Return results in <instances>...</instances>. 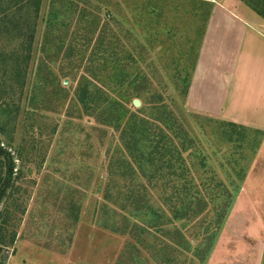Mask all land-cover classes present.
<instances>
[{
    "label": "rangeland",
    "instance_id": "obj_1",
    "mask_svg": "<svg viewBox=\"0 0 264 264\" xmlns=\"http://www.w3.org/2000/svg\"><path fill=\"white\" fill-rule=\"evenodd\" d=\"M53 1L63 15L50 16L52 0L43 1L20 108L0 113V148L14 162L8 180L0 156V264H207L260 143L252 129L186 106L209 3ZM99 41L129 76L122 86L106 85L119 93L124 87L126 107L140 109L156 156L168 139L172 160L179 154L174 172L159 162L138 165L121 130L82 113L75 89L92 74L109 76L115 60L106 56L105 71L97 62L91 67ZM62 88L61 99L55 92ZM173 188L192 193L181 219Z\"/></svg>",
    "mask_w": 264,
    "mask_h": 264
},
{
    "label": "crops",
    "instance_id": "obj_2",
    "mask_svg": "<svg viewBox=\"0 0 264 264\" xmlns=\"http://www.w3.org/2000/svg\"><path fill=\"white\" fill-rule=\"evenodd\" d=\"M199 1L209 3V15L186 106L204 117L262 132L207 264H264V20L240 0Z\"/></svg>",
    "mask_w": 264,
    "mask_h": 264
},
{
    "label": "trees",
    "instance_id": "obj_3",
    "mask_svg": "<svg viewBox=\"0 0 264 264\" xmlns=\"http://www.w3.org/2000/svg\"><path fill=\"white\" fill-rule=\"evenodd\" d=\"M43 1L44 0H0V113L2 114H5V111L9 107L15 108L17 112L20 108V104L22 103L23 89L25 87L24 80L27 75V68L32 60L34 38L37 33L38 21L41 16L40 14ZM240 1L264 20V0ZM54 2L55 1L52 0V5L50 8L51 11L49 15L53 16L55 14L61 17L63 13L54 6ZM208 15L209 4L207 18ZM53 19L56 20L58 18L54 17ZM80 47L85 48V46L82 44ZM95 48L96 50L91 53V67L93 66L94 62H97L99 63V66H102V70L105 71L106 56L109 58L115 57V60L111 65V73L109 76L101 79L96 78V76L92 74L91 76H88L90 80L88 78H83L82 82L75 89L74 96L75 99H77V103L81 105L82 113L94 118V120L101 125L112 127L119 131L121 130L120 140L121 142H124L127 151L130 153L129 155L134 159V161H136L138 165H143L150 169L154 162H159L162 166H165V169L174 172L175 168L170 166L171 161L172 163L177 162L179 154L176 156L175 160H172V150L167 144L168 139L165 138L159 142V144H164L160 148V151L157 152V154L160 156L159 158V156H156L155 150H151V148H154L152 139L153 132L150 130H148V133L144 131L143 120L140 119L138 115H136L140 109L135 110V112H130V110L126 107V99L130 95L124 92V87L118 88L121 90L119 93L115 88L112 87L110 89L106 85V81L111 80L112 82L122 86L128 81L129 77L128 74L124 73L123 68L118 67V57L116 56L114 50L106 47L101 41L97 42ZM59 50H61V46ZM67 50L70 51L67 57H70L73 47L69 45ZM41 52H47L45 45L41 48ZM96 54L101 57L102 61L96 57ZM119 60L121 61V59ZM41 63H44L43 60ZM21 65H23V67ZM95 79H97L98 82ZM134 83V80L129 81L127 85L129 86ZM189 85L190 80L185 85V91L183 92L185 99L188 94ZM65 92L66 89L62 88L58 91V93L55 92V96L62 99L67 95ZM131 105L134 108L132 102ZM159 109L160 108H158V110ZM158 113H160V115H167L166 112L158 111ZM164 119H166V117H164ZM123 120L125 122L124 125H122ZM167 120L168 119L164 120L166 123L163 125L168 126L169 121L167 122ZM157 121L161 122L162 119L158 118ZM224 124L234 128L246 129V127L236 125L234 123L224 122ZM253 131L254 133L260 134L261 140L262 132L256 130ZM148 149H150V151L147 152ZM186 149L183 145L182 150L186 151ZM142 151L145 152V154H142ZM177 153L178 152H176V154ZM3 155L8 161V165H6L7 170L5 177L9 178L8 180H10L14 170L13 158L10 157L8 152L0 148V156ZM172 190L173 196L171 197L179 201L178 205H173L179 209L174 210V217L175 219H181L182 215L187 212L186 210L188 207H186V205L189 204V200L192 198V193L189 192L190 190L188 188L184 190L173 188ZM5 193L6 189L2 190L0 201ZM141 199H145V197L140 198V200ZM153 217L155 219L157 216L154 214ZM155 225L159 227L158 224ZM144 230L143 234L146 233Z\"/></svg>",
    "mask_w": 264,
    "mask_h": 264
},
{
    "label": "water",
    "instance_id": "obj_4",
    "mask_svg": "<svg viewBox=\"0 0 264 264\" xmlns=\"http://www.w3.org/2000/svg\"><path fill=\"white\" fill-rule=\"evenodd\" d=\"M65 84V83H64ZM133 105L134 107H138L140 105L139 101L138 100H133ZM30 173V172H29Z\"/></svg>",
    "mask_w": 264,
    "mask_h": 264
}]
</instances>
